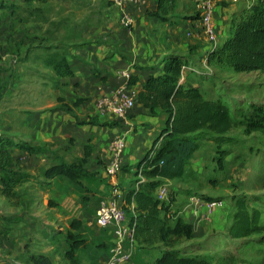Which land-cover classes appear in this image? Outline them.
I'll list each match as a JSON object with an SVG mask.
<instances>
[{
  "label": "crops",
  "instance_id": "obj_1",
  "mask_svg": "<svg viewBox=\"0 0 264 264\" xmlns=\"http://www.w3.org/2000/svg\"><path fill=\"white\" fill-rule=\"evenodd\" d=\"M62 1L67 4L74 2ZM189 1L176 2L175 12L178 18H171V24L148 15V12L155 9L156 0H142L138 5L122 6L113 3L111 7L104 3L103 8L108 10L102 18L104 25H96L91 29L89 27L87 35L91 39L85 45L69 51L67 57L73 74L62 77L69 87L63 101L56 96L49 98L42 91L39 93L27 89L6 95L5 91L14 83L13 78L0 76V85L5 84L4 88H0V135H8L13 141L6 148L11 155L8 167L27 175L23 179L21 174L17 176L19 180L14 196L0 194V264H31L28 253L45 254L54 264H68L64 257L67 243L63 233L73 219L80 221V226L74 233H80L87 240L84 246L75 250L77 264L106 263L109 257L108 246L115 238V227H100L97 224V203L112 195L114 190L119 192L118 202H124L126 192L134 186L135 166L132 165L144 158L154 140L161 137L166 126V115L160 108L150 112L147 107L136 102L124 121H121L111 113H99L95 99L109 93L121 82L117 70L130 69L137 78L133 88L138 91L149 75L161 71L163 61L170 55L186 56L189 61L190 54L206 55L211 46L199 20L182 19L186 8L189 5L192 8L196 0H192L193 3ZM92 2L98 4L97 0ZM1 3L11 4L15 1L0 0ZM235 11L234 2L215 9L219 38L217 44L229 37L232 24L229 28L225 22L230 23ZM125 13L134 18L130 29L123 23ZM2 21L4 20L0 18V32L7 36L8 30ZM10 68L6 67V70ZM188 76L186 66L184 78L193 86H201L206 98L218 99L210 97L206 87ZM87 121L91 122L79 123ZM119 134L126 138L122 168L115 175L107 176L104 166L110 156V141ZM17 140L43 147L46 151L29 154L15 145ZM208 141H214L216 145L220 143ZM86 145L90 146L91 153L84 168L95 173V177L82 180L84 186L64 175H57L50 180L43 176V171L56 163V155L70 161L74 157H82ZM210 146L202 144L192 154L182 177L165 180L161 186L185 184L190 171L191 176L201 173L207 153L211 154ZM234 154L235 152L223 155L225 159H230ZM5 175L0 167V178ZM172 189L176 187L167 186L166 193L159 198L163 204L171 205L169 194L172 197L178 193ZM85 197L89 199L85 201ZM186 199L182 210L175 212L169 205L163 211L168 218H179L191 226V236L184 244L202 243L213 231L218 232L227 224L229 228L234 211L231 201L228 206L226 201L206 199L195 194ZM212 201L215 205L209 216H206L208 203ZM39 214L40 219L36 217ZM27 216L39 221L37 230L26 225ZM14 225L20 226V236L14 234ZM29 237L32 238L31 242ZM228 239L231 240L230 237ZM26 242L29 243L27 247ZM158 255V250L153 249L152 245L138 246L132 251L130 264H145Z\"/></svg>",
  "mask_w": 264,
  "mask_h": 264
},
{
  "label": "trees",
  "instance_id": "obj_2",
  "mask_svg": "<svg viewBox=\"0 0 264 264\" xmlns=\"http://www.w3.org/2000/svg\"><path fill=\"white\" fill-rule=\"evenodd\" d=\"M34 1L43 3L47 0ZM177 1L156 0L155 9L148 12V15L171 24V18H178L175 12ZM183 18H198V15ZM68 55L69 52L65 51L60 59L55 54L47 62L60 77L73 74ZM201 59L207 65L226 66L234 72L264 73V0H253L237 11L229 37L221 44L210 47ZM186 66L189 73L205 74V71L195 70L188 57L173 54L163 61L159 73L148 76L136 95V102L147 107L150 112L160 108L166 115V126L161 137L154 140L145 157L135 166L136 170L141 168L138 172L142 178L135 179L134 186L126 192L123 203V208L128 209L129 214L131 211L134 213L127 215L125 210L129 222L134 225L135 247L152 245L153 249L158 250V257L145 264H209L208 255L201 253L202 247H198V251H182L176 247L179 240L183 242L190 238L191 226L179 218L172 222L163 212L167 205L160 201L156 193L165 180L182 177L192 154L204 141L223 140V135L237 126L234 111L228 103L206 98L201 86H193L187 78L180 81L183 67L185 69ZM136 82L137 78L131 75L128 85L133 87ZM257 109L259 108L253 105L252 110ZM251 115L256 117L255 113ZM89 122L91 121L79 123ZM10 138L5 134L0 135V167L6 173L0 178V194L6 197L16 194L15 187L19 180L17 176L21 174L8 167L11 155L6 148L13 142ZM15 145L29 154L46 151L43 147L22 140H17ZM90 153V146L86 145L82 157L66 161L56 155V163L45 169L43 176L50 180L57 175H64L74 183L84 186L82 180L95 177V173L84 168ZM138 172L134 171V175L137 176ZM26 176L21 174V179ZM88 199L84 198L85 201ZM256 200V196L250 195L235 198L232 220L227 230L228 237L242 243L252 234L264 231L260 209H251L253 201ZM79 226L80 221L73 219L63 233L67 243L64 257L68 264H77L75 250L87 242L80 233H74ZM193 244L200 246L201 243ZM27 257L31 264H54L42 253H28ZM217 258L221 264H237L238 261L232 251H224Z\"/></svg>",
  "mask_w": 264,
  "mask_h": 264
},
{
  "label": "rangeland",
  "instance_id": "obj_3",
  "mask_svg": "<svg viewBox=\"0 0 264 264\" xmlns=\"http://www.w3.org/2000/svg\"><path fill=\"white\" fill-rule=\"evenodd\" d=\"M14 1L15 3L11 4H0V18L5 23L2 26L4 25L8 30L7 36H3L0 32L2 38L0 40V76H11L14 82L5 94L10 95L12 92L18 93L27 89L39 93L42 91L49 98L56 96L63 101L69 91L68 84L47 62L51 61L55 54L61 59L63 52L85 45L91 39L87 35L91 27L104 25L102 18L108 10L103 8V4L111 7L114 2L97 0V4L92 0H73V3L67 4L62 0H47L43 3L34 0ZM252 1L213 0L215 30L216 8L225 7L233 2L236 4V11L230 23L225 22V25L227 23V26L231 28L237 11ZM189 2L191 3L192 0ZM188 7L182 17L199 15L197 0L192 4V8L190 5ZM216 37L218 41L217 30ZM100 40L96 39V41ZM196 55L190 54V64L195 70L205 71V74L189 73V79L206 87L210 97L228 103L234 111L237 126L223 135V140H220L218 145L214 141L203 142L205 145H211V154L207 153L201 173L191 176L190 171L185 184L167 185L170 188L176 187L172 191L178 192L172 197L169 194L170 208H173L175 212L182 210L187 202L186 198L194 194L206 199L226 201L228 206H230L229 201L233 203L236 197L250 195L257 197L251 209H260L261 221H264V187L262 186L264 185V73L234 72L226 66L207 65L201 59L202 54ZM8 66L11 68L6 70ZM4 87L5 84L0 85V88ZM253 105L259 109L253 111ZM251 112L255 113V118ZM232 152H235L232 158H224ZM134 166L136 165H132ZM134 171L138 172L139 169L135 168ZM139 173L137 176L133 175L134 181L140 178ZM167 186L163 185L160 188L167 189ZM124 210L129 215L128 209L124 208ZM40 215L36 217L40 219ZM26 225L37 230L40 223L35 218L27 216ZM226 227L228 228V224L218 232L213 231L202 240L200 246L192 242L184 244L187 240L183 242L179 240L176 247L182 251L186 249L198 251L200 249L198 247H202L201 253L208 255L209 264H221L217 257L224 251L235 252L238 257L237 264H264V231L252 234L239 243L238 240L228 239ZM19 228L20 226L14 225V234L17 236L21 235ZM31 237L28 238L29 242L32 240ZM28 245L29 243L26 242L25 247Z\"/></svg>",
  "mask_w": 264,
  "mask_h": 264
},
{
  "label": "built area",
  "instance_id": "obj_4",
  "mask_svg": "<svg viewBox=\"0 0 264 264\" xmlns=\"http://www.w3.org/2000/svg\"><path fill=\"white\" fill-rule=\"evenodd\" d=\"M120 5H138L142 0H111ZM197 9L199 12L198 20L202 26L207 41L211 47L217 44L215 21H214V2L213 0H197ZM124 25L130 29L133 26L134 18L125 13L123 16ZM186 69V68H185ZM184 67L180 81L184 79ZM117 76L121 82L112 91L102 94L95 99L96 109L99 113H111L119 120L124 121L127 113L136 103L137 91L128 85V80L132 75L130 69L124 68L117 70ZM126 146L125 135L119 134L110 141V156L104 166L107 176L115 175L121 166L123 153ZM139 171L141 170L138 167ZM139 177L142 178L141 173ZM157 188L159 198L166 193V188ZM119 192L115 191L109 197L99 200L95 208L96 222L100 227L114 225L115 238L108 246L109 257L105 264H130L132 251L135 248V230L123 208V203L118 202ZM215 202H209L206 216H209L211 208ZM134 214V213H133Z\"/></svg>",
  "mask_w": 264,
  "mask_h": 264
}]
</instances>
